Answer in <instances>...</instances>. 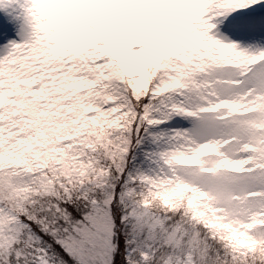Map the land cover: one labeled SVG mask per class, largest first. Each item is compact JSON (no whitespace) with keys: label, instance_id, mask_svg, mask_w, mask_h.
I'll list each match as a JSON object with an SVG mask.
<instances>
[{"label":"snow or ice","instance_id":"1","mask_svg":"<svg viewBox=\"0 0 264 264\" xmlns=\"http://www.w3.org/2000/svg\"><path fill=\"white\" fill-rule=\"evenodd\" d=\"M0 264H264V0H0Z\"/></svg>","mask_w":264,"mask_h":264}]
</instances>
